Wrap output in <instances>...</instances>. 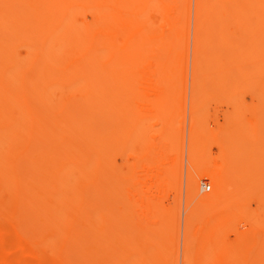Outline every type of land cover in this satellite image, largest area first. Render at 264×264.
<instances>
[{"label":"rangeland","instance_id":"374dc122","mask_svg":"<svg viewBox=\"0 0 264 264\" xmlns=\"http://www.w3.org/2000/svg\"><path fill=\"white\" fill-rule=\"evenodd\" d=\"M33 1L41 2L42 0ZM198 1L148 0V4L144 3L140 6L137 5V2H134L136 7L134 8L133 4L129 14L123 18L118 17L115 11L107 14L114 24L118 26L126 24L128 28H131V31L139 27L143 29L145 34L142 35L143 37H137L134 39L135 41H131V45L132 43L137 44L136 46L132 45L134 49L136 47L137 51L130 52L131 49L128 47L130 54L125 63L126 65L124 64L126 72L118 79V83H121L122 86L108 90L106 107L102 106V98H105L104 87H101V85L100 89L98 88V91H102L99 92L101 93L99 95L100 97L103 96L100 102L103 108L100 106L102 110L97 111L96 115L99 116L95 117L99 136L97 135L94 141V164H92L91 170L92 178L94 177L92 192L95 196L93 197L95 200L91 219L93 223L91 226L95 225L91 231L94 236L91 234V241L85 236H82L84 238L80 237L79 246L76 245L78 243H75L78 246L75 252L74 248L76 246L72 247L74 243L68 245L66 238H64L69 223L60 222L58 226L54 223H45L46 218L41 217L45 213H42V215L40 213L41 216H38L39 210L36 213L30 211V209H28L29 211L24 209L26 212L22 210L20 216L13 218L15 216L13 213V211L15 212L14 208L18 204L20 196L24 193L23 191L26 192L27 188L23 183L22 185H12L9 182L11 180L8 181V178L24 170L22 167H13L11 162H15L13 158L15 155L9 156L5 151L6 155L3 154L4 156L0 157L2 160V164H0V264H57L55 262L59 261L58 258H64V253L65 257L72 259L70 260L71 264H264L263 180L261 181L262 184L259 182L252 188L254 191L250 205L252 207L250 209L251 213L254 214L252 225L244 224V221H239L234 215L231 216L229 221L223 219L220 223H215L219 219L218 215L212 213L214 211H208L201 204L202 196L212 193L213 188L209 179L205 178L201 181L198 196L188 197L190 173L194 172L195 168V160L191 155L192 144L200 145L208 137L212 139L209 145L210 150H214L213 153L209 152L210 155L207 156L211 163L218 164L220 159L222 161L225 158L231 163L241 165L249 170L254 168L264 169V113H262L264 112V94H261L264 87L263 89L258 87L261 85L260 80L264 84V79L260 77L261 73V75L257 74L259 69L255 73V69H253V66L257 68L256 62L260 63V60L254 61V58H252L253 56L257 57V53L264 52V48H262L264 46L262 38L264 31L258 33L260 25H263L262 21L258 22V16L260 15L258 10L261 4L258 5L256 0H220L222 2L218 0L219 3L223 4H216V9L220 12L217 13H222L220 19H223L219 20V24L216 23V26L211 27L212 23H208L210 26L206 25L205 21L203 24L197 23V16H200ZM234 3L237 5H234ZM232 6H236L237 9ZM139 7L140 10L136 12ZM227 9L233 10L229 12ZM96 12L99 13L93 12L92 16H88L94 24L100 21L101 11ZM206 12H208V8ZM206 12H202L204 19ZM231 13L233 14L231 15ZM79 21H81L80 18ZM163 24L164 26H162ZM198 24L203 30L198 31V35L202 36L201 39L195 31L200 28ZM257 24L260 25L257 26ZM205 26L209 29H206ZM253 28L254 31L259 29L258 32L251 31L255 33L254 37H256V33L260 36L263 32L262 37L257 36L256 41L249 33L250 29ZM262 28L261 26V30ZM151 29H153V32ZM213 34L214 36H212ZM155 37H158V40ZM259 40H261V43ZM154 41H158V43ZM196 41L199 42L196 44ZM153 42L155 45H160L154 47ZM150 43H152V46ZM200 43H202L200 48H197ZM59 45L60 42L55 39L53 46L58 48ZM131 45L129 44L130 48L133 49ZM258 45L262 48L260 49L261 52L258 51L260 47H256ZM207 46L210 49L209 51L214 52L216 55V61L220 63L213 62L215 61V55L210 54L208 50L204 53H209V58L203 53H198L203 52ZM195 48H197L196 52L198 54L195 53ZM139 51L149 52L151 58L154 56L155 66L159 67L154 69L158 72L160 68L162 70L167 67V70H162L163 74L162 72L161 74L156 72L158 75L153 76V82L158 85L150 89H143L140 92L126 87L131 84L132 80V83L135 82L132 72L136 66L131 67L128 65H136V55ZM252 52L255 53L252 54ZM9 54L12 58L14 57L13 59L17 58L16 60H18L19 58L20 60V57L22 59L28 55V51L27 48L21 46L18 48L13 47ZM12 54H15V56H12ZM241 55L243 58H241ZM104 56L106 58L105 54ZM200 56L204 58L202 63L197 60ZM218 56L222 60H219ZM105 58L101 59V62L102 60L105 61ZM245 59L248 61L246 62ZM67 60L62 55L57 61L60 62L58 63L59 66H64ZM197 61L199 62L195 65L194 62ZM42 63L36 64L37 67L35 65L30 66L29 63L27 65H29V68L32 66L39 68L44 66V62ZM213 63L215 66H212ZM102 64L104 63H100L98 67ZM197 68L199 69V74L196 72L199 75L198 77H196L197 74L194 71H197ZM212 70L214 72L218 70L221 73L217 72L216 75ZM209 71L213 75L215 74L218 81H214L213 85H208L213 79L215 80L210 76L212 74H209ZM218 75L220 77H217ZM257 75L260 80H258ZM194 78L198 81H194ZM104 82L102 81V84ZM55 85L53 84L52 87L50 85L51 89L49 87L50 98L48 97V99L53 104H56L61 97L58 96L61 93L57 89L55 90ZM194 86L198 88L196 89ZM207 86L218 90L219 94L215 95V92L218 91H211ZM206 90H210L212 93L210 94V91L206 92ZM255 109L258 111H255ZM259 109H261V113ZM24 118L28 122L29 116L27 115ZM7 124L9 126V123ZM20 124L23 125L22 123L18 125ZM27 125H30V123L25 126ZM98 129L101 134H99ZM30 130L31 128L28 129V131ZM20 136L22 137V135ZM49 136L51 137L50 134ZM18 137H16V140ZM21 137L19 138L20 141L15 140L16 142L13 143L15 150L18 147L17 153L20 151L19 149H23L21 148L23 143L22 147L27 144H25L24 138ZM26 137L28 136L26 135ZM52 138L50 139L52 140ZM26 139L29 141L28 138ZM201 140L202 142H200ZM3 141L5 143L3 145L6 146L8 143L5 139ZM47 142H49V139ZM218 142L219 144H217ZM4 146L3 148L6 149ZM61 159L67 160L65 156ZM68 166L70 167V165ZM65 169L62 167L54 169V174H57V172L58 174H55V179L51 180L52 182H47L52 186L48 185L43 179L44 184H46H43V186H46L48 190L58 189L59 192H62H60L61 196H56L57 200L60 199L58 211L74 203L71 200L73 196H77L76 193L89 190V186H87L89 182L75 183L69 181L78 179L79 173L77 170L69 169V171L71 170L70 174L67 171L70 175L69 179ZM30 178H35V176ZM20 179L22 180V178ZM65 180L71 184L65 182ZM63 182L68 183V186L62 184ZM39 183L41 182L33 184V187L31 183V185L29 184L28 188H32L30 190L33 194L41 193L42 189H46L41 187L43 182L40 186ZM204 183L211 185V191L204 192L202 190ZM61 184L64 185L63 187L70 188L69 186H71L72 189H75L74 192L71 188V190H67L68 188L60 187ZM40 188L41 190H39ZM55 191L57 192V190ZM31 205L35 206V203ZM43 208L42 210H44ZM63 215H61V218ZM216 215L218 219L215 218ZM33 218H37L36 220L39 221L36 222ZM48 219L50 218L48 217ZM214 219V223L211 222ZM39 227L42 229L40 230ZM53 227H56V229ZM188 230L189 232H187ZM88 241L91 244L88 245ZM90 259L92 260L90 261Z\"/></svg>","mask_w":264,"mask_h":264},{"label":"bare ground","instance_id":"6f19581e","mask_svg":"<svg viewBox=\"0 0 264 264\" xmlns=\"http://www.w3.org/2000/svg\"><path fill=\"white\" fill-rule=\"evenodd\" d=\"M147 1L148 0H42L41 2L39 1L35 2L33 0H0V119H2V121H0V124L3 122L1 125L2 126L4 125L3 127L2 126L0 127V134H1L0 135V157L6 155L5 151H7L9 156L10 155L17 156V157L15 156L13 157L15 159V162L12 161L11 164H13L12 166L16 168L22 167L24 171H22L23 173L21 172L15 175L18 177L12 176L8 178V181L11 180L9 182H11L12 185L14 184L22 185L23 183L24 186L27 188L26 192L25 190L23 191L24 193L22 194V196H20L19 202L14 208L15 212L13 211V213L15 214V216L13 218L20 216L19 214L23 212L24 209L26 211H29L28 209H30V211L32 212L33 211L36 213L39 212L38 216H41L42 213H45V215L43 214L41 216V217L44 216V219L46 218L45 220L47 221H44L45 223L46 222L47 223L49 222V224L54 223L56 224V226H58L60 222H64L67 224L69 223L67 225V227L68 226L69 227L67 228V231H65L64 233L65 237L63 235L62 236L66 238L68 245L69 243L71 245L74 243L73 244L74 246L72 247H75L76 245L79 246L80 239L84 238L82 236H85L88 238V240H90L91 234H92L91 231L93 230L92 228L95 226V225L93 227L91 226L93 224L91 219H92V211L94 209L93 202L95 200V198H93L95 196H93L94 194L92 192L93 185H94V181H93L94 177L92 178L91 170L93 167L92 164H94V161H93L94 160L93 154H94V149H95L94 141L98 135L97 128H96L98 125H96L97 121H95V117L99 115L98 114L96 115V113L97 111L100 112V109L102 106L106 107V102H107L106 96L108 94V90L113 87L116 88L117 86L118 87L122 86L120 85L121 83L120 84L118 83V79L124 75V72H126L124 70V66L126 65L125 63L130 54L128 52L129 51L128 47L129 49H131L130 52L131 51L133 52V50H136V47L134 49V47L132 46L134 44L132 43L131 45V41H133L137 37L139 38L143 37L142 35L145 34L143 33V29H140L139 27L131 31L130 30L131 28H128L126 24H123V26H118L114 24L112 21H110L111 18L107 14L108 13L110 14L111 11H115L118 17L123 18L125 15L129 14L130 8L134 4V2H137V5L140 6L141 4H144V3L148 4ZM219 1L218 0H199L198 10H199L200 16L199 15H198L199 17L197 16L198 22L197 21L196 22L199 24L201 23L203 24L205 21L206 25L208 23L209 24L212 23L211 27L216 26V23L219 24V20L221 21L223 19V18L220 19L222 17L221 15L222 13L218 14L217 12L219 11H217L216 9V6L218 4H221V5L223 4V3H219ZM256 2L258 3V5L259 3L261 4L259 5L260 8L258 10L259 12L258 14H260L258 16L259 17L258 22L262 21L263 25L259 24L260 28L259 27L258 28L260 29V31L259 29L255 31L257 32L259 31L258 33H261V31H264L263 30L264 29V0H256ZM134 5L133 7L135 8L136 3ZM234 5H237V4L234 3ZM207 8H208V12H206ZM235 9H237V7ZM98 10L101 11L100 16H99L100 21L94 24L92 23L91 18L89 19L88 16L89 15L92 16L93 12L98 14L99 12L98 13L96 12ZM138 10H140V7L139 9L136 10V12ZM232 10L227 9V11L229 12H231ZM204 11L207 13L205 19L202 16V12L204 13ZM225 14H228V13H225ZM232 14L233 13H231V15ZM79 18L81 19V21H79ZM113 18L114 17L112 16V19ZM165 21L167 20L165 19ZM213 23L215 24L213 25ZM259 25L257 24V26ZM162 26H164V24ZM261 26L263 27L262 30H261ZM200 28L195 30L197 31V33L195 32L197 35H198V31L202 30V28L201 29ZM206 29H209V28H206ZM145 30H147V28H145ZM152 30L153 29H151V31ZM251 31H254V28L250 29L249 33L252 34V37L256 41V38L259 35L258 33H256V37H254L255 31L254 32H251ZM199 33H202V32H199ZM262 34L260 35L261 37H262ZM212 36H214V34ZM199 38L201 39L202 36L200 35ZM253 38L252 40H254ZM262 38L264 40V35ZM55 39H57L58 42H60V45L58 48L57 47L55 48V46H53V41ZM155 39L158 40V37H155ZM259 41L261 43V40ZM154 42L158 43V41L157 42L154 41ZM197 42L199 41H196V44ZM208 42L212 43L211 41H208ZM155 43L153 44L154 47L160 45V44L155 45ZM255 43L259 44L258 42H255ZM129 44L131 45V47H133V49L130 48ZM141 44H143V42ZM141 44L140 46H142ZM201 44L202 43L198 45L199 47H197L196 45V47L200 48ZM150 45L152 46V43H150ZM20 46L27 48L28 55L22 59L20 57V60L19 58L18 60H16L17 58L13 59L14 57L13 58L11 57V55L9 54V51L13 47L18 48ZM207 47L204 48L203 52H198V53L199 54L203 53L204 55H207L209 58V55H208L209 53H204L205 51L207 52V50L208 51L210 50L209 47L208 48ZM256 47L258 48L260 47V45ZM197 48H195V53H197L196 52ZM262 48H264V46ZM262 48L260 47L258 48L259 50L258 49L257 50L261 52L260 49ZM198 50L200 51L201 49H198ZM253 50L255 51V49ZM143 51L137 52L136 65L134 66L130 64L128 65L131 67L136 66L132 72V76H134L135 82L132 83L133 81L132 80L131 84H128V86L126 87H130L139 92L143 91V89H150L154 87L155 85H158L153 82V76H156L155 74L158 75V73L161 74L162 70L165 71V69L167 68V67L165 68L163 67L164 69L162 70L160 68L159 72L155 70L156 68H159V67L155 66L156 60H154L155 59L154 56H153L154 58L153 59L151 58L152 56L150 57V54H148L149 52L147 53ZM211 52L210 54L214 56L215 55L214 52L213 53ZM254 53L252 52V54ZM104 54L106 55V58ZM154 54L156 53L154 52ZM244 54H245V51H244ZM62 55L68 60L64 66H59L60 64L58 63L60 62H58L57 60ZM212 55L210 56L213 57ZM242 55H241V58H243ZM12 56H15V54H12ZM101 56H103L106 60L105 61L102 60L104 64L98 67V65L102 63L101 59H104ZM201 56L197 60H199L202 63L204 58H202ZM259 57H261V59H259ZM194 58H197V57H194ZM252 58H254L253 59L254 61L260 60L259 62L261 64L256 62L257 68L253 65L252 66H253V69H255L254 73L256 72L257 69H259L257 70L259 72V73L257 72V74L261 73L262 75L260 74L261 75L260 77L261 78L263 77L264 79V52L263 53L261 52L260 54L257 53V57L253 56ZM216 59L217 57L215 55V61L213 62L220 63L219 61H216ZM218 59L222 60L221 57L219 56H218ZM194 60L196 61V59ZM40 61L44 62L43 67L34 68V66H32L31 68H29V65L30 66L35 65L37 67L36 64L42 63ZM199 61L194 62L195 65L198 64ZM28 63L29 65H27ZM195 65H193V67H195ZM213 65L215 66L214 63L212 64V66ZM198 70H199L198 68H197V71L194 70L195 73L196 72L198 73ZM205 71H206V68H205ZM212 72L216 74L219 71L216 70V72H214L212 70ZM212 72L209 71V74H212ZM220 73L221 71L219 72V74ZM198 74L196 77L199 76ZM215 74L214 75L212 74L210 76H212V78H215ZM207 75L208 74H206V76ZM217 77H220V75H218ZM195 78H194V81L197 80V79L195 80ZM159 80L161 79L159 78ZM258 80H260V78ZM102 81H105V82L102 84ZM214 81H217V78H215V80L213 79V81H211L210 83L209 81H207L209 83L208 85H211V84L213 85L215 83ZM259 82H261V85L257 84V85H260L258 87H261L263 89L264 84H262V80H260ZM164 83L166 84L165 81ZM53 84H56L54 86L55 90L57 89L61 93L59 94V92L57 91L59 94L58 96H61V97H60V100L56 104H53V102H51L48 99V97L50 98L49 87L50 85L52 87ZM159 85H162V84H159ZM100 86L104 87L103 93H104L105 98H102L103 96L100 97L99 95L101 94L99 92H102V91H98V88L100 89ZM198 86H201V85H198ZM194 87L196 88V86ZM210 87L209 89H211ZM212 90L218 91L216 89L214 90V88L211 89V91ZM209 91L210 90H206V92H209ZM211 91H210V94L212 93ZM65 92H67V94H65ZM194 92L196 93L195 89H194ZM215 93H214L215 95H218L219 91ZM262 93L264 94V91L261 92V94ZM203 97H204V94H203ZM101 98L104 104V105L102 104V106L100 103ZM260 110L261 109H259V112ZM255 111H258V110L255 109ZM27 115L29 116L28 122L26 121V118H24ZM4 122L6 123L4 124ZM7 123H9V126ZM19 123H22L23 125L21 124L18 125ZM28 123H30V125H27L28 127L25 126ZM30 128L31 130L28 131V129ZM98 132H100L99 129H98ZM48 133L51 135V137H53L52 140L50 139L51 137L49 136ZM99 134H101V132ZM20 135H22V137ZM26 135L28 137H26ZM17 136L19 137L16 140ZM20 137L22 139L24 138V140L26 141L25 144L26 143L28 144L29 142V145L28 146L27 144L24 145L25 147L27 146L25 148L24 146L22 147L24 143L23 144L21 143L22 144L21 148L23 149H19L20 151H18L17 153L16 151L18 150V147H16L17 150H15L13 148L15 147L13 143L18 141ZM25 137L28 138L29 141H27ZM6 138H11V139H6ZM4 139L8 143L6 144V146L3 145L5 144L3 143ZM48 139H49V142H47ZM24 140H22V142H24ZM211 141L212 139L208 137V139L204 140L203 142L201 140L200 142L202 143L200 145H197L194 143L192 144L191 155H193L194 160H195V163H194L195 168H194V172L190 173V178H189V183H188L189 184L188 197L192 198L194 196H198L199 186H200L201 181L205 178L209 179L211 181L210 183L213 188L212 193L202 196L201 204L208 211L210 210L211 212L214 211L212 213L218 215L219 219L217 215L215 216V218L217 217L216 219H218L215 223L218 224L223 219H225L226 221H229L231 216L234 215L239 221L241 222L244 221L243 222L244 224L247 223L248 225L249 224L252 225L254 221V219H252L254 218V214H252L251 213L252 211L250 210L252 209L250 205H251V201H252L253 194H254V191L252 188H254L257 185V183L261 182L262 180L264 182V179H262L264 178L263 177L264 169L254 168L252 170L251 169L249 170V169H246L245 167H242L241 165L231 163L229 160L225 158L222 159V161L220 159L218 164L211 163L209 159H207V156L210 155V153L214 152V150L211 151L209 147ZM39 144L41 146H38ZM217 144H219V142ZM212 145L214 144L212 143ZM3 146L6 147V149L3 148ZM11 148H13L14 150ZM64 156L66 157L67 160L61 159V157H64ZM1 162L2 160L0 161V164H2ZM65 165L67 166L64 167ZM68 165H70V167L73 166L74 168L73 167L70 168ZM57 167H62L63 169L66 168L65 172L68 171L69 174L71 171V170L69 171V169H72V170L75 169L78 171L79 173L78 179L74 181L69 180L70 182H75V183L76 182H89L90 183V185L89 183H87V186H89L88 187L89 190L87 189L88 191L86 192L76 193L77 196H73L74 200L73 199L71 200L74 203H71L65 206L64 208H61L59 210V211L63 210L61 212L58 211L59 209L58 207H60L59 206L60 199L57 200L56 196L57 195L58 197L59 195L61 196L62 192L60 191L61 192L60 193L58 189L54 188L55 190H57L58 192L57 193L55 190L54 191L51 189L48 190L46 186L45 187L43 186L45 181L47 183V182H52L53 179H55V176L58 174V172L57 174L55 173L56 174L55 175L54 169ZM68 172H67V177L69 175ZM40 173L45 174V175H42ZM34 176L35 178H32V179L30 178ZM20 178H22V180ZM68 178L70 179V175ZM69 181L65 180V182L70 183ZM34 182H36L37 184L38 182H41V183L43 182L41 187L46 188L44 190L42 189L41 193H38L40 196L38 194H33V192L30 190L32 189L31 187L28 188V186H30L31 184L33 187V184H36ZM65 182H63L62 184H67L68 186V183H65ZM41 183H39V186L41 185ZM62 184L59 186L63 187L64 185ZM260 184H262V182ZM6 185L8 186V184ZM73 185L74 183L72 184V186ZM50 186H52V184H50ZM69 187L71 188V186ZM63 188L67 189L68 187H63ZM70 188H68L67 190H69ZM39 190H41V188ZM72 190L74 192L75 189H72ZM35 197L37 200L34 199ZM32 203H35V206H32L31 205ZM56 207H57V210H56ZM42 208L44 210H42ZM62 212L65 215L61 214ZM49 213L50 215H48ZM61 215H63L64 218L63 217L61 218ZM48 217L50 219H48ZM33 219L36 222L39 221V220H36L37 218L36 219L33 218ZM213 221H215V219L212 220L211 222ZM53 228L56 229V227H53ZM39 229L41 230L42 228L39 227ZM187 232H189V230ZM90 241H88V245ZM75 243H78V244L75 245ZM78 246L74 248L75 252ZM71 249L70 251L73 253ZM69 255L71 254L69 253ZM63 256L64 258L61 256L62 258L60 259L58 258L59 261L55 263L71 264L70 260L72 259H70V257H65V253ZM91 260L92 259H90V261Z\"/></svg>","mask_w":264,"mask_h":264},{"label":"built area","instance_id":"2783aa9c","mask_svg":"<svg viewBox=\"0 0 264 264\" xmlns=\"http://www.w3.org/2000/svg\"><path fill=\"white\" fill-rule=\"evenodd\" d=\"M202 190H203L204 192H209V191H211V185H210L209 183H204V184L202 185Z\"/></svg>","mask_w":264,"mask_h":264}]
</instances>
